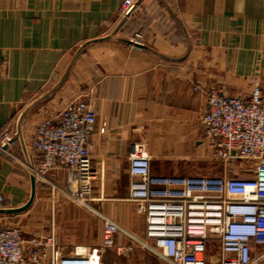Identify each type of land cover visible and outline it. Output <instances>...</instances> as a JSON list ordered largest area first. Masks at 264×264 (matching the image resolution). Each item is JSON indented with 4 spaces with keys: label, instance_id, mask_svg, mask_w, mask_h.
Segmentation results:
<instances>
[{
    "label": "crops",
    "instance_id": "1",
    "mask_svg": "<svg viewBox=\"0 0 264 264\" xmlns=\"http://www.w3.org/2000/svg\"><path fill=\"white\" fill-rule=\"evenodd\" d=\"M124 1L0 0V140L16 134L21 114L60 82L83 45L116 30ZM138 2L141 13L127 19L115 38L130 40L140 33L147 49L115 40L90 44L22 128L37 168V126L75 99H86L96 113L91 138L96 179L86 205L68 199L63 190L77 187L76 175L57 167L37 181L27 210L0 214V225L6 227H14L18 217L30 218L21 229L27 246L53 231L59 264H168L141 243L147 240L146 220L128 201L132 144L146 146L152 175L182 176L179 165L205 147L201 118L208 111L206 91L250 95V79L261 75L264 92V0ZM31 175L17 140L8 154H0L6 210L29 201ZM51 185L62 191L48 193ZM41 202L42 230L33 222L41 218L36 214ZM104 218L121 228L112 248L103 246Z\"/></svg>",
    "mask_w": 264,
    "mask_h": 264
},
{
    "label": "built area",
    "instance_id": "2",
    "mask_svg": "<svg viewBox=\"0 0 264 264\" xmlns=\"http://www.w3.org/2000/svg\"><path fill=\"white\" fill-rule=\"evenodd\" d=\"M140 13L138 0H125L118 17L122 21ZM130 40L143 44V35ZM206 95L201 127L213 157L226 164L244 162L248 169L242 173L249 177L155 176L146 146L132 144L128 201L146 220L147 240L141 243L168 264H264V92L254 84L250 95L219 88ZM96 121L89 102L75 99L37 126L33 136L40 157L38 167L30 168L36 181L57 167L68 168L77 187L63 191L83 205L96 179L91 143ZM106 131L103 124L100 132ZM12 137L5 134L0 140L1 154H8ZM5 206L0 191V210ZM104 220L103 246L112 248L121 228ZM60 258L53 231L27 246L20 228L0 225V264H59Z\"/></svg>",
    "mask_w": 264,
    "mask_h": 264
},
{
    "label": "rangeland",
    "instance_id": "3",
    "mask_svg": "<svg viewBox=\"0 0 264 264\" xmlns=\"http://www.w3.org/2000/svg\"><path fill=\"white\" fill-rule=\"evenodd\" d=\"M261 75H257L250 79L251 88H253L254 84H258L260 86ZM203 135V134H202ZM204 138V137H203ZM203 143L205 147H198L195 150L194 157L191 161L180 164V171L182 172V176H222L223 174H228L229 176H240V177H249V175L242 173V171H246L248 169V165L244 162L235 161L232 164H226L222 161L216 160L213 157L212 149L207 145L205 138L203 139ZM204 151V152H203ZM17 163V162H16ZM62 191V190H61ZM60 190L54 189V186H49V192L47 189L42 190L45 193H53V192H61ZM66 196H68L66 194ZM68 199H71L68 196ZM43 202H41L40 206L37 207L36 214L41 216L39 221H33L35 224H39L37 226L39 229H43ZM29 217H18L15 222L14 227H18L20 229H24L29 224ZM33 222H30V226L34 227ZM18 223V224H17ZM13 226V225H12ZM216 245V244H214ZM213 250H216V246H214Z\"/></svg>",
    "mask_w": 264,
    "mask_h": 264
},
{
    "label": "water",
    "instance_id": "4",
    "mask_svg": "<svg viewBox=\"0 0 264 264\" xmlns=\"http://www.w3.org/2000/svg\"><path fill=\"white\" fill-rule=\"evenodd\" d=\"M139 4V2H138ZM126 20H122L119 24V26L116 28V30L114 32H112V34H110V36L106 37V38H102V39H98V40H95V41H91V42H87L85 45H83L78 51L77 53L75 54L71 64L69 65L66 73L64 74V76L62 77V79L60 80V82L53 88L51 89L48 93H46L44 96H42L41 98H39L38 100H36L34 103H32L20 116L19 120H18V123H17V131H16V134L12 137L10 143L13 144L15 143L17 140L20 141L21 143V146H22V150H23V154L25 156V160L27 162V166L29 168H32V163H31V159H30V156H29V153L27 151V148H26V145L24 143V139H23V134H22V128H23V125L25 123V121L27 120V118L29 117V115L32 113V111L41 103L43 102L44 100H46L48 97H50L51 95H53V93L55 91L58 90V88H60V86L63 84V82L65 81V79L67 78L70 70H71V67L73 66L75 60L77 59V57L79 56V54L87 47L89 46L90 44L92 43H98V42H105V41H111V40H115V41H118V42H121V43H124L126 45H129V46H133V47H136V48H139V49H147L146 46H144L143 44H134L131 40H128V39H120V38H115L116 36V33L118 31V29L123 25V23L125 22ZM6 149V148H5ZM1 154V152H0ZM36 189H37V181L35 179V177L33 175H31V196H30V199L29 201L22 207L20 208H15V209H7V210H0V214H4V213H7V214H17V213H21L25 210H27L34 202V199H35V196H36Z\"/></svg>",
    "mask_w": 264,
    "mask_h": 264
}]
</instances>
